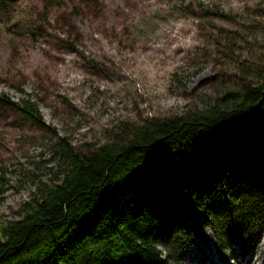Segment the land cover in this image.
Masks as SVG:
<instances>
[{"label":"rangeland","instance_id":"obj_1","mask_svg":"<svg viewBox=\"0 0 264 264\" xmlns=\"http://www.w3.org/2000/svg\"><path fill=\"white\" fill-rule=\"evenodd\" d=\"M260 67L264 0H16L0 11V91L29 95L81 153L119 121L202 108ZM51 130L0 109L2 221L54 172ZM182 264H264V225L252 252L222 260L203 228Z\"/></svg>","mask_w":264,"mask_h":264},{"label":"trees","instance_id":"obj_2","mask_svg":"<svg viewBox=\"0 0 264 264\" xmlns=\"http://www.w3.org/2000/svg\"><path fill=\"white\" fill-rule=\"evenodd\" d=\"M255 78L202 108L119 121L86 153L53 133L29 95L0 91V109L51 130L56 164L15 220L0 218V264H182L203 228L221 260L252 252L264 225V67Z\"/></svg>","mask_w":264,"mask_h":264}]
</instances>
